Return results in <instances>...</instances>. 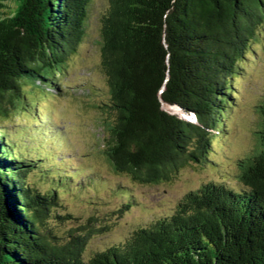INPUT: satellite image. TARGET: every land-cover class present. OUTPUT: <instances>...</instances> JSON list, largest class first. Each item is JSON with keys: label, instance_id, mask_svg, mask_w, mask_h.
I'll use <instances>...</instances> for the list:
<instances>
[{"label": "trees", "instance_id": "1", "mask_svg": "<svg viewBox=\"0 0 264 264\" xmlns=\"http://www.w3.org/2000/svg\"><path fill=\"white\" fill-rule=\"evenodd\" d=\"M10 1L0 0L3 123L37 106V87L62 93L59 81L83 41L90 4L17 0L9 14ZM109 3L99 42L108 91L97 105L107 115L104 154L118 176L140 185L170 183L183 168L213 161V146L239 96L233 81L255 58L251 45L264 25V0ZM10 138L0 125V264H264V105L257 144L239 161L235 185L203 183L168 216L89 257L88 241L108 228H95L90 218L67 238L57 236L50 218L62 224L74 219L54 214L67 179L46 191L30 185L29 173L43 168L41 175L49 176ZM123 188L119 216L136 204Z\"/></svg>", "mask_w": 264, "mask_h": 264}, {"label": "rangeland", "instance_id": "2", "mask_svg": "<svg viewBox=\"0 0 264 264\" xmlns=\"http://www.w3.org/2000/svg\"><path fill=\"white\" fill-rule=\"evenodd\" d=\"M89 3L83 41L71 55L67 72L59 81L64 87L62 93L37 87L32 94L37 106H27L24 115L0 122L8 138H12L9 141L16 151L29 158H38L36 166L43 165L46 169L49 177L41 175L43 168L29 173L26 180L30 185L46 191L57 180L67 179L58 188L62 206L54 214L73 215L74 219L62 224L50 218L49 225L57 236L67 238L69 230L80 228L90 218L96 219L95 228H108L88 241L86 257L120 244L136 229L168 216L189 190L203 183L219 180L235 185L233 179L239 161L257 144L256 132L264 105L263 25L251 45L255 58L248 60L245 70L240 71L237 80L233 81L239 96L229 110L220 144L213 146V161L204 166H187L172 182L156 186L140 185L114 174L104 154L106 130L103 121L107 115L97 108L108 99L106 79L100 66L99 42L102 19L110 3L109 0H90ZM7 6L6 11L14 14L19 2L13 0ZM89 86L95 93L89 92ZM26 90L32 89L27 86ZM167 110L176 113L173 108L167 107ZM59 132L65 139L59 136ZM58 174L63 178L59 179ZM122 187L131 191L136 204L119 216L118 208L123 203Z\"/></svg>", "mask_w": 264, "mask_h": 264}]
</instances>
